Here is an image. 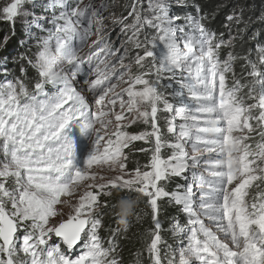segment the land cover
I'll use <instances>...</instances> for the list:
<instances>
[{
	"label": "snow or ice",
	"instance_id": "6c2138e0",
	"mask_svg": "<svg viewBox=\"0 0 264 264\" xmlns=\"http://www.w3.org/2000/svg\"><path fill=\"white\" fill-rule=\"evenodd\" d=\"M118 6L0 0V20L15 36L21 19L27 36L21 75L0 65V264H121L115 237L129 222L102 220L113 189L151 211L135 264L145 252L149 264H264V11L245 20L247 0H232L226 40L198 3L132 0L127 15ZM254 22V47L221 58ZM136 153L147 162L129 169ZM174 178L184 183L170 192ZM165 198L186 217L171 225L174 244L162 234Z\"/></svg>",
	"mask_w": 264,
	"mask_h": 264
},
{
	"label": "trees",
	"instance_id": "16d2710c",
	"mask_svg": "<svg viewBox=\"0 0 264 264\" xmlns=\"http://www.w3.org/2000/svg\"><path fill=\"white\" fill-rule=\"evenodd\" d=\"M190 4L198 3L201 5L203 13L208 15L207 20L205 21L206 25L213 31L219 35L220 33L224 34V39H228L229 29L225 27L228 23L226 20V15L230 11L232 0H188ZM243 2V0H241ZM228 4L229 7H224V4ZM248 8H246L244 13L245 20H248L249 17L255 21L256 17L264 11V0H247ZM118 7L116 10V14H124L126 15L128 10L130 9V4L127 0H118ZM219 6V7H218ZM194 9L189 7L187 12H193ZM243 27V25H241ZM262 26L259 23H252L249 32L244 36L243 40L237 39L234 44V48H223L221 50V58H224L229 51H234L238 55L244 54L249 48L254 47L253 42L249 41L248 36L257 29H260ZM9 24H6L5 27L0 26V33L6 32V34L10 37L7 46L3 49H0V65H3L8 69V79H14L15 77H19L20 74V65L15 61V58L19 55V53L24 52L26 50L25 47L21 46V40L25 39L24 30L21 25H16L15 27V36H12V32L9 31ZM231 32L233 35L236 34V26L233 25L231 28ZM1 37V34H0ZM259 39L264 40V36ZM1 41V40H0ZM4 57H7V61L5 63ZM243 61L238 60L234 65L235 72L239 75L242 71L241 65ZM26 66V65H25ZM27 67V66H26ZM0 71H3L2 67H0ZM34 75L33 71L28 69V77H32ZM4 78V74L0 72V80ZM29 82L30 81H26ZM160 126L163 131L164 127L162 126L161 121ZM142 145L140 142L134 143V148H141ZM129 151V150H127ZM147 155L143 153H136L132 156L129 161L128 167L131 169L135 166V161L138 159L141 164L147 162ZM184 182L180 178H174L170 182L167 183L166 189L168 191H175L178 185L183 184ZM122 198H135L134 193H129L127 191H117L115 189L112 190V194L110 197H102L103 200H107L108 207L103 209L104 215L102 217L104 229H113L120 227L118 224V217L114 214L118 211L117 207H113V205H117L118 201ZM160 204V215L159 218L161 220L163 226V237L169 244H174V239L171 235L170 228L174 221L179 220L181 223L186 222V217L183 213L179 211V206L174 203H169L167 198L162 201H158ZM147 212V215H145ZM140 216L141 219L137 220L136 217ZM129 222V230L127 232L126 237L121 235L115 237L119 249L118 254L119 257L122 258L121 264H135V253L138 250H143V236L146 231L152 228V220H151V211L150 209L145 208L143 202H139L133 209L132 215L127 218ZM102 229L100 231L101 237L105 240V246H107V239L111 236L110 231H106ZM141 264H149V260L147 257V253H143L141 256Z\"/></svg>",
	"mask_w": 264,
	"mask_h": 264
},
{
	"label": "rangeland",
	"instance_id": "374dc122",
	"mask_svg": "<svg viewBox=\"0 0 264 264\" xmlns=\"http://www.w3.org/2000/svg\"><path fill=\"white\" fill-rule=\"evenodd\" d=\"M127 1H128L129 4L131 5L132 0H127ZM188 3H189V2H188ZM189 4H190V3H189ZM145 6H146V4H145ZM28 7H29V10L31 11V6H28ZM187 9H188V8H187ZM187 9L176 8V9H174V11H176V12H178V13H183V12L187 11ZM35 11L37 12L38 15L42 13V9H40V8H37ZM115 11L117 12L118 10L115 9ZM117 13H118V12H117ZM44 14H45V15H50L51 13L49 12V13H44ZM118 15H120V14H118ZM123 15H124V14H123ZM126 15H127V14H126ZM29 19H31V17H29ZM6 24H9V26H10L9 31L12 32V31H13V25H12V23H11V22H7V21L0 20V26L5 27ZM16 25H21V26H22V28H23V30H24V35H25V26H24V24H23V21H22L21 19H18V20L16 21V23H15V27H16ZM116 30L118 31L119 29L117 28ZM0 34H1V37H0V40H1V41H0V43H3V38H4L5 36H8V35L6 34V32H2V33H0ZM8 37H9V36H8ZM24 37H25V39H22L21 41L27 39V36H26V35H25ZM93 39H94V37H93ZM86 51H87V47H85V48L83 49V52H86ZM83 52H82V54H83ZM0 72H1L2 74H4L3 71H0ZM3 79H4V78H2L1 80H3ZM160 121H161V123H162V126L164 127L163 132H164L165 136L167 137L168 134H167V132H166V125H165V123H164V117H163V115L161 116ZM143 128H144L143 125H136V126H133V127L129 128L128 131L135 133V132H138V131L143 130ZM169 138H170V137H169ZM136 142H140V143L142 144V145H140V147H148V145H145V144L143 143V141H136ZM126 151H127V150H126ZM163 154H164V156L166 157V156L169 154V150L165 149ZM129 169H130V168H129ZM100 174H106V173H100ZM180 179L184 182L183 178H180ZM101 200H102V198H101Z\"/></svg>",
	"mask_w": 264,
	"mask_h": 264
},
{
	"label": "clouds",
	"instance_id": "9594fccd",
	"mask_svg": "<svg viewBox=\"0 0 264 264\" xmlns=\"http://www.w3.org/2000/svg\"><path fill=\"white\" fill-rule=\"evenodd\" d=\"M136 206V198H124L118 201L116 207L118 209L119 221H126L132 215L133 209Z\"/></svg>",
	"mask_w": 264,
	"mask_h": 264
}]
</instances>
